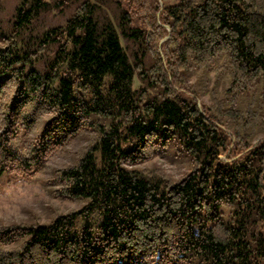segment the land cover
<instances>
[{
    "label": "trees",
    "instance_id": "obj_1",
    "mask_svg": "<svg viewBox=\"0 0 264 264\" xmlns=\"http://www.w3.org/2000/svg\"><path fill=\"white\" fill-rule=\"evenodd\" d=\"M75 1L28 49L0 40V189L91 131L44 179L84 204L0 226V264H264V88L244 104L264 84V0ZM211 72L228 82L208 104L189 77ZM170 149L181 178L136 167Z\"/></svg>",
    "mask_w": 264,
    "mask_h": 264
},
{
    "label": "rangeland",
    "instance_id": "obj_2",
    "mask_svg": "<svg viewBox=\"0 0 264 264\" xmlns=\"http://www.w3.org/2000/svg\"><path fill=\"white\" fill-rule=\"evenodd\" d=\"M24 1H26V7H30L37 2V0H0V40L6 36H13L18 41V46L20 48L25 47L26 49H28V45L31 44L32 40H35L37 43L39 38L42 37L44 30L48 27L64 25L73 14L74 7L78 4L77 1L73 0L67 4H59L56 7H52V10L43 9L37 18H33L31 22L27 23L26 21H20L17 17L19 8L22 7ZM48 1L56 3V0ZM177 1L163 0L167 4ZM100 6L110 13L113 21L117 24L118 11L115 7H112L110 3H101ZM18 21L24 26H17L16 23ZM19 29L21 31L17 32ZM123 43L126 45L125 40H123ZM128 53L130 54V48L128 49ZM49 58L50 53L45 58L46 61ZM189 79L192 83L196 82L201 91L204 90L205 86L207 87V92L202 95L201 99L208 104L212 103L215 98L223 97L224 88L228 82L227 76L224 79H218L214 72L210 73L208 82L206 77H198L196 75L190 76ZM136 83L137 85L140 83L138 78L136 79ZM260 86L261 88L258 91H254V94H249L244 100V104L250 98L252 100V95L258 98L259 92L264 88V84L261 83ZM94 138L95 134L93 132L84 131L60 152L50 158L44 168L36 174L33 181L18 180L5 184L0 189V226L13 223H32L34 218H40L41 222L47 223L52 219L54 208L62 212H69L82 207L83 202L61 200L53 197L51 188L45 184L44 179L52 176L55 168L73 164L77 157L76 152L90 144ZM174 152L173 149L164 153L160 152L152 160L139 164L136 167H160L170 173L175 179H179L189 170L190 162L187 158L181 155L177 156ZM5 179L6 177L4 178V183L7 181Z\"/></svg>",
    "mask_w": 264,
    "mask_h": 264
}]
</instances>
